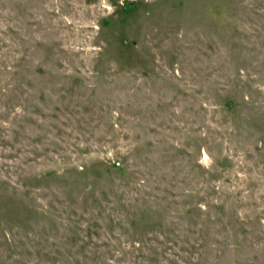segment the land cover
Listing matches in <instances>:
<instances>
[{
	"label": "rangeland",
	"instance_id": "374dc122",
	"mask_svg": "<svg viewBox=\"0 0 264 264\" xmlns=\"http://www.w3.org/2000/svg\"><path fill=\"white\" fill-rule=\"evenodd\" d=\"M0 264H264V0H0Z\"/></svg>",
	"mask_w": 264,
	"mask_h": 264
}]
</instances>
